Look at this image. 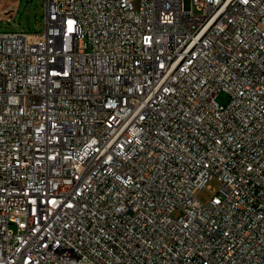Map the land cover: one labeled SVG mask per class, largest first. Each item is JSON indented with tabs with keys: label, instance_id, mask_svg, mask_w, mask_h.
Segmentation results:
<instances>
[{
	"label": "built area",
	"instance_id": "1",
	"mask_svg": "<svg viewBox=\"0 0 264 264\" xmlns=\"http://www.w3.org/2000/svg\"><path fill=\"white\" fill-rule=\"evenodd\" d=\"M0 264H264V0H46L0 32Z\"/></svg>",
	"mask_w": 264,
	"mask_h": 264
},
{
	"label": "rangeland",
	"instance_id": "2",
	"mask_svg": "<svg viewBox=\"0 0 264 264\" xmlns=\"http://www.w3.org/2000/svg\"><path fill=\"white\" fill-rule=\"evenodd\" d=\"M46 0H19L5 1L1 6V11H10L9 14L0 12V32L25 31L30 34L42 33L44 31V14ZM229 97L226 93H220L217 103L226 105ZM220 188L217 178L209 181L207 187L201 190L197 199L207 205L212 200ZM182 212H175L174 219L183 216ZM15 230V228L13 227Z\"/></svg>",
	"mask_w": 264,
	"mask_h": 264
}]
</instances>
